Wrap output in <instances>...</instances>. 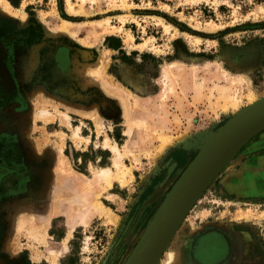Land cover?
<instances>
[{"label":"rangeland","instance_id":"374dc122","mask_svg":"<svg viewBox=\"0 0 264 264\" xmlns=\"http://www.w3.org/2000/svg\"><path fill=\"white\" fill-rule=\"evenodd\" d=\"M4 1L9 10L0 4L3 17L33 22L81 52L83 60L72 63L88 93L77 104L40 90L30 94L19 131L48 166L33 196L0 208V264H123L198 151L192 139L264 98V0H125L126 7L120 0H70L75 12L67 0ZM105 19L100 32L98 22ZM64 21L72 33L60 31ZM110 89L125 91L127 109ZM254 93L258 98L251 101ZM227 96L238 107H225ZM75 131L84 138L79 143ZM106 136L122 152L126 172L110 185L97 176L101 168L117 171L113 152L103 146ZM163 136L170 140L163 143ZM224 168L157 264H187L193 239L209 229L247 231L252 254L264 263V199L226 193L219 183ZM97 201L115 221L92 210Z\"/></svg>","mask_w":264,"mask_h":264},{"label":"flooded vegetation","instance_id":"af4514ba","mask_svg":"<svg viewBox=\"0 0 264 264\" xmlns=\"http://www.w3.org/2000/svg\"><path fill=\"white\" fill-rule=\"evenodd\" d=\"M76 58L83 60L74 45L49 38L33 22L19 24L0 15V208L33 196L48 166L45 157L29 149L19 131L30 94L40 90L78 103L79 96L88 93V87L79 86L72 63ZM2 216L0 210V242ZM230 248L224 231L209 229L195 236L187 256L190 264H221Z\"/></svg>","mask_w":264,"mask_h":264},{"label":"water","instance_id":"95a60500","mask_svg":"<svg viewBox=\"0 0 264 264\" xmlns=\"http://www.w3.org/2000/svg\"><path fill=\"white\" fill-rule=\"evenodd\" d=\"M228 122L193 144L198 151L164 195L123 264H157L175 230L213 178L264 130V98L246 106Z\"/></svg>","mask_w":264,"mask_h":264},{"label":"crops","instance_id":"0c3cea01","mask_svg":"<svg viewBox=\"0 0 264 264\" xmlns=\"http://www.w3.org/2000/svg\"><path fill=\"white\" fill-rule=\"evenodd\" d=\"M25 23L27 24V21L24 25ZM219 177L220 187L235 198L246 200L264 198V130L232 157ZM225 233L228 235L231 248L221 264H264L252 254V239L247 231L233 230ZM190 263L192 260L187 259V264ZM193 264L203 263L193 261Z\"/></svg>","mask_w":264,"mask_h":264},{"label":"bare ground","instance_id":"6f19581e","mask_svg":"<svg viewBox=\"0 0 264 264\" xmlns=\"http://www.w3.org/2000/svg\"><path fill=\"white\" fill-rule=\"evenodd\" d=\"M83 1V0H82ZM82 1H80V2H82ZM120 4H121V6L122 7H126V5L127 4H125V0H120ZM0 4H2L3 5V8L5 9H7L9 6H8V3H7V1H4V0H0ZM67 6H68V9L71 11L72 10V12H75V11H73L74 9H75V7H74V4L73 3H71V1L70 0H67ZM120 4H119V6H120ZM7 10H9V8L7 9ZM3 13V12H2ZM108 19H105V20H102V21H99L98 22V27H99V31L101 32L102 30H103V28H102V26H103V24H102V22L103 21H107ZM168 27V26H167ZM60 31H65V32H68V33H72V32H70L71 31V28L69 27V23L67 22V21H64L63 22V24L61 25V27H60ZM129 39H131V35L129 34ZM264 90V89H263ZM109 92H111L113 95H115V97H118V99H119V102L121 103V105L123 106V107H125V109H127V107H128V102H126V98H125V96H124V94H125V91L123 90V89H110L109 90ZM110 93V94H111ZM250 93V92H249ZM252 95V94H251ZM261 95H263L264 96V92H262V94ZM260 95V96H261ZM258 95L256 94L255 95V93H254V96L251 98V101H255V100H257V97ZM262 97V96H261ZM259 99H262V98H259ZM259 102V100L257 101V103ZM255 104H256V102H255ZM225 107H228L229 109H235L234 107H238L237 106V100L235 99V97H233V96H227L226 97V101H225V104H223ZM227 108V109H228ZM42 109H44V108H42ZM43 112L45 113V116L44 117H46V119L47 120H50V117L48 116L49 115V113H48V111L46 110V109H44L43 110ZM62 117H63V119L65 120V123H68V114H66V113H62ZM52 119V118H51ZM131 124H133V122H131V121H129V127H128V129H127V131H126V133H129L130 132V130H131ZM78 127V126H77ZM204 133H206V132H204ZM185 135V134H184ZM198 136V135H197ZM74 137H75V139H76V141H77V143H79L80 141H81V139H84V138H82V137H80L79 135H78V133H77V131H75V133H74ZM175 137V136H174ZM192 138V137H191ZM198 137H194L193 139H192V141H195V143H197L200 139H197ZM162 141H163V143H167L169 140H170V136L168 137V136H163L162 137ZM176 139H178V137L176 138ZM180 139V138H179ZM181 140V139H180ZM189 141V140H188ZM190 142V141H189ZM162 143V144H163ZM171 144V143H170ZM191 144V143H190ZM173 145V144H172ZM185 145V144H184ZM103 146L104 147H107V148H109L110 149V151L111 152H113V154H114V159H113V165L114 166H116L117 167V171H116V173H112L111 172V169L110 168H101V169H99V171H97V176H98V178L99 179H102L107 185H110L111 184V181H112V177L114 176V177H117V178H119V179H121V180H123V175L126 173H124V171H123V169H124V167H123V169H121V166H122V163H121V151H120V149H119V147L117 146V144L115 143V142H110V139L108 138V136H106V137H104V140H103ZM185 146H188V145H185ZM245 166V165H244ZM237 172V171H236ZM124 173V174H123ZM126 182V181H125ZM124 182V183H125ZM91 206H92V210H94V211H98L99 213H105V214H108L109 216H110V220L111 221H113L114 220V218H115V216H113V215H115V214H112L111 213V211L109 210V209H107L100 201H97V202H94L93 204H91ZM90 206V207H91ZM115 221V220H114ZM46 225L45 224H42L41 226H39L38 228H40V230L41 231H43L44 233H45V231H46ZM177 230V229H176ZM176 230H175V232H176ZM168 245V244H167ZM168 255H169V257H174V253L172 254V252H169L168 253ZM203 255V254H202ZM162 256V255H161Z\"/></svg>","mask_w":264,"mask_h":264},{"label":"trees","instance_id":"16d2710c","mask_svg":"<svg viewBox=\"0 0 264 264\" xmlns=\"http://www.w3.org/2000/svg\"><path fill=\"white\" fill-rule=\"evenodd\" d=\"M13 3H14L15 5H17V1H16V2L14 1Z\"/></svg>","mask_w":264,"mask_h":264}]
</instances>
